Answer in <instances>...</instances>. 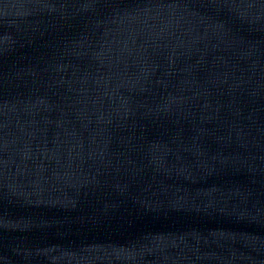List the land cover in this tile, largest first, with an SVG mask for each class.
<instances>
[{"label": "water", "instance_id": "1", "mask_svg": "<svg viewBox=\"0 0 264 264\" xmlns=\"http://www.w3.org/2000/svg\"><path fill=\"white\" fill-rule=\"evenodd\" d=\"M0 264H264V0H0Z\"/></svg>", "mask_w": 264, "mask_h": 264}]
</instances>
